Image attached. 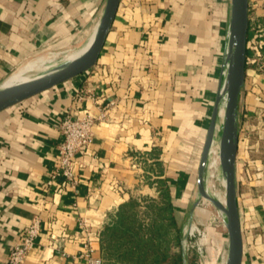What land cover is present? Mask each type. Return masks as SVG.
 Instances as JSON below:
<instances>
[{
    "label": "crops",
    "instance_id": "obj_1",
    "mask_svg": "<svg viewBox=\"0 0 264 264\" xmlns=\"http://www.w3.org/2000/svg\"><path fill=\"white\" fill-rule=\"evenodd\" d=\"M104 5L0 0V87L29 61L81 50ZM229 16L230 0H120L93 67L0 111V264L36 216L40 232L25 264H88L73 257L82 249L80 218L99 234L94 255L103 259L104 227L130 199H155V179L169 182L179 210L198 197L194 172L222 77ZM255 18L264 21V7ZM247 64L235 162L241 264H264V72ZM111 100L107 119L75 155V188L61 189L59 180L47 188L65 110L97 115ZM227 246L228 239L221 264Z\"/></svg>",
    "mask_w": 264,
    "mask_h": 264
},
{
    "label": "water",
    "instance_id": "obj_2",
    "mask_svg": "<svg viewBox=\"0 0 264 264\" xmlns=\"http://www.w3.org/2000/svg\"><path fill=\"white\" fill-rule=\"evenodd\" d=\"M120 0H105L101 17L86 47L76 56L47 67L42 73L25 81L0 87V111L35 94L52 88L93 67L98 60L106 36L117 12ZM249 27V0H230L227 44L224 52L222 77L217 90L210 123L205 136L197 169L198 197L193 202V212L199 199L208 200L220 213L227 232L226 264H241L243 254L242 230L237 202L235 162L238 146V107L245 79L247 59V34ZM224 98L221 119L218 157L224 178V203L206 190V171L209 149L219 118V106ZM183 251V264L187 255Z\"/></svg>",
    "mask_w": 264,
    "mask_h": 264
},
{
    "label": "built area",
    "instance_id": "obj_3",
    "mask_svg": "<svg viewBox=\"0 0 264 264\" xmlns=\"http://www.w3.org/2000/svg\"><path fill=\"white\" fill-rule=\"evenodd\" d=\"M262 6H264V0H249V21L253 23L252 26L255 28V32L251 38L252 44L250 45V40L247 41V48L251 50L253 58L249 60L248 56L246 64L249 61L255 63L257 68L264 72V27L255 18L257 10ZM77 98L83 99L84 97L78 93ZM114 104L115 102L113 100L105 103L100 107L97 115L91 114L88 108L83 109L71 106L65 110L59 123V132L62 141L58 146L57 164L45 180L47 188L51 187L57 180L60 181L61 189L75 188L78 182L74 173L75 155L80 152H85L87 145L93 138L94 125L107 119L110 108ZM79 226L83 236L82 249L73 257L83 259L88 264H102L103 259L94 255L96 249L93 242L99 239V234L92 231L88 221L83 217L79 219ZM195 231L198 236L204 235L203 230L199 228L195 230L193 228V223H189L184 228L181 246L186 255H189V251H192L201 258L203 256L202 245H200L199 240L191 241L195 237ZM39 232L40 218L36 216L24 230L20 239L9 248L7 264H25L26 256L34 247ZM57 245H60V243L57 242Z\"/></svg>",
    "mask_w": 264,
    "mask_h": 264
},
{
    "label": "trees",
    "instance_id": "obj_4",
    "mask_svg": "<svg viewBox=\"0 0 264 264\" xmlns=\"http://www.w3.org/2000/svg\"><path fill=\"white\" fill-rule=\"evenodd\" d=\"M264 26V21H260ZM255 32L248 27L247 41ZM247 57L251 50L247 48ZM159 165V164H158ZM156 169L161 175V168ZM159 200L130 199L115 212L111 223L101 232L102 264H183V251L179 236V209L175 206L172 188L165 178L155 179ZM143 202L150 213L146 222L139 219L138 207ZM173 247H178L175 252ZM187 255V262H191Z\"/></svg>",
    "mask_w": 264,
    "mask_h": 264
},
{
    "label": "rangeland",
    "instance_id": "obj_5",
    "mask_svg": "<svg viewBox=\"0 0 264 264\" xmlns=\"http://www.w3.org/2000/svg\"><path fill=\"white\" fill-rule=\"evenodd\" d=\"M250 25L252 26L253 23L251 22ZM251 44H252V41L250 39V45ZM69 54H72V53H69ZM63 55H68V53H65V54H50L49 53V54L43 55L41 58L45 59L46 62H49V64L51 63L54 66L56 65L57 61L60 60L61 57L59 56H63ZM252 58L253 56L249 55V60H252ZM251 64H254L256 66L255 63H251L249 61V66ZM221 108L223 109V105L221 106ZM222 117L218 118V121L221 122ZM216 133H217V130H216ZM196 171L197 170L195 169V172H194L195 175H196ZM219 171H220L219 172L220 178L221 180L224 181L221 167H219ZM158 200H159V196L155 195V201H158ZM194 201H195L194 195L189 196L187 198V203L186 204L184 203L183 207H181V209L179 210L180 213L178 215V223H179L180 243H181V238L183 236L182 233H183L184 228L189 223H193V228H195V230L196 228H199L200 230H203L204 232V235L198 236L195 231V237L191 239L192 242H194V240L196 241L199 240L200 245H202V248H203V256L200 258L194 252L189 251L188 257L192 258L190 264H221L223 254L226 249L224 247V244L227 238H226V234H223V236L221 237V234L219 232L220 227L223 226V222L220 217V214L218 210L208 200L201 198L196 203L195 208L193 209V212L191 215L190 208ZM141 204L142 205L138 207L139 219L141 218L142 220H145L147 222L150 218V213L147 210H145V206L143 205L144 203L141 202ZM173 250L177 252L179 248L173 247Z\"/></svg>",
    "mask_w": 264,
    "mask_h": 264
},
{
    "label": "bare ground",
    "instance_id": "obj_6",
    "mask_svg": "<svg viewBox=\"0 0 264 264\" xmlns=\"http://www.w3.org/2000/svg\"><path fill=\"white\" fill-rule=\"evenodd\" d=\"M86 45L81 50L72 53L71 55L65 56L64 58L61 57L60 62L76 56L86 47ZM52 66L53 65L51 63L49 64V62H46L45 59L36 58L35 60L27 62L25 65H23L22 67L18 68L15 72H13L5 82V85H11V84L19 83L21 81H25L35 75L42 73V71L47 67H52ZM222 105H223V109L221 108ZM223 113H224V98L221 99L220 102L219 118L223 116ZM220 129H221V122L218 121L215 127L212 143L208 153L207 171H206V190L211 196L217 198L218 200L224 203L225 200L224 181L221 180L220 178V174H219L220 163L218 157Z\"/></svg>",
    "mask_w": 264,
    "mask_h": 264
}]
</instances>
